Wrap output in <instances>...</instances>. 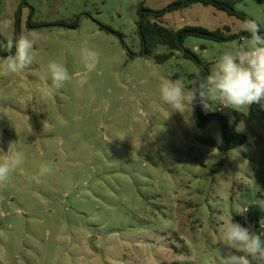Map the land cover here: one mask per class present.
Returning a JSON list of instances; mask_svg holds the SVG:
<instances>
[{"label": "rangeland", "instance_id": "obj_1", "mask_svg": "<svg viewBox=\"0 0 264 264\" xmlns=\"http://www.w3.org/2000/svg\"><path fill=\"white\" fill-rule=\"evenodd\" d=\"M175 1L0 0V21L12 22L0 34L6 42L21 33L38 37L33 63L0 78V157L23 156L0 189V264H221L223 224L241 218L260 233L252 215L257 211L264 223L255 205L264 200L263 116L236 125L248 143L220 166L219 122L200 129L193 106L184 114L160 98L162 82L180 79L188 88L197 66L180 52L164 64L142 52L139 4L160 10ZM200 7L166 19L200 15L210 29H241L242 20L209 7L218 13L211 19ZM237 9L264 29V0H245ZM77 18L76 28L53 26ZM84 41L99 59L80 86L75 74ZM204 42L208 52L197 53L203 60L233 49L194 37L186 47ZM168 52L160 45L154 56ZM13 53L0 47V57ZM51 60L74 75L59 90L48 87ZM237 112L249 116L251 106L226 107L232 125ZM45 164L51 173L30 181L28 174Z\"/></svg>", "mask_w": 264, "mask_h": 264}, {"label": "clouds", "instance_id": "obj_2", "mask_svg": "<svg viewBox=\"0 0 264 264\" xmlns=\"http://www.w3.org/2000/svg\"><path fill=\"white\" fill-rule=\"evenodd\" d=\"M12 27L10 20L0 21V34L7 33ZM261 26L254 19L241 23V31L249 34L242 37V43L225 51L216 61L211 73L203 79L196 78L186 88L180 80H166L159 86L160 98L173 109L185 114V106H192L197 101L203 110L215 111L216 106L245 111L253 104L264 107V36L260 35ZM38 37L35 34L21 33L18 37L9 38L4 45L12 55L0 57V78H8L24 72L34 61V49ZM99 53L84 41L80 48L82 70L75 74L77 83L84 86L90 75L96 70ZM47 74L51 80V89L59 90L74 79L67 67L56 60L47 64ZM3 153V152H0ZM22 153L4 154L0 157V189L7 186L12 173L22 163ZM51 167L41 165L38 174H28L30 181H38L39 177L50 174ZM264 211V200L256 201ZM248 207L242 208L238 214H245ZM221 240L225 251L221 264H252L249 257L264 262V232L259 234L251 226L245 227L231 219L220 227ZM237 252L244 253L242 255Z\"/></svg>", "mask_w": 264, "mask_h": 264}, {"label": "trees", "instance_id": "obj_3", "mask_svg": "<svg viewBox=\"0 0 264 264\" xmlns=\"http://www.w3.org/2000/svg\"><path fill=\"white\" fill-rule=\"evenodd\" d=\"M244 1L245 0H177L166 8L160 10L149 9L145 7L143 2H141L138 8V34L141 38L143 54L147 57H154L155 62L158 64H164L174 58L176 52H180L182 53L184 59L192 61L198 68V72L189 74L187 76V80L191 82L196 78H206L211 73L212 64L203 60L193 50L187 48L186 40L194 37L217 43H228L240 40L242 37L249 36V34L243 31L239 34H233L228 27H223L214 31L200 26H186L182 29H174L164 23V18L173 12L186 9L194 5H202L205 7H214L215 9L225 12L229 16L242 21L253 19L246 13L237 9V5ZM78 21L79 20L77 18L74 22H62L53 26L76 28L78 26ZM102 29L113 32L106 27H102ZM259 34H264L262 26ZM5 42V39L0 35V47L2 50L5 48ZM160 45L168 47L169 52L154 56V50ZM193 109L195 122L198 128L205 129L209 123L215 120H217L220 124L222 141L218 150L224 156L218 163L220 166H223L228 162V156L232 150L242 147L248 143L246 135L239 132L236 125L240 122L252 123L258 113L264 118V109L259 104L251 105V112L249 116L237 112L235 115V125L230 123L227 115L217 112L212 113L204 111L198 101L193 104ZM255 208H258V206H255ZM253 216L255 225L258 229L261 226V221L257 216V211L256 214L254 212L252 217ZM238 223L245 227L249 226L241 218L238 219Z\"/></svg>", "mask_w": 264, "mask_h": 264}, {"label": "crops", "instance_id": "obj_4", "mask_svg": "<svg viewBox=\"0 0 264 264\" xmlns=\"http://www.w3.org/2000/svg\"><path fill=\"white\" fill-rule=\"evenodd\" d=\"M200 10H204V15H207L209 16V18H217L218 17V13H216V11H211V9H209V7H205V6H202L200 5ZM191 8V7H189ZM189 8H186V9H189ZM185 10V9H184ZM217 10V9H216ZM201 16H197V15H194V17L192 19H189V18H186L184 15H180L179 17H175V16H170L166 19H164V23L174 29H182L186 26H200V27H204L208 30H211V31H214V30H217V29H220V28H223V27H228L230 30H231V33L233 34H239L241 33V29L238 30V28H234L232 25L230 24H222L221 26H218L219 28H216V29H210L208 28V26H203L201 24ZM210 27V26H209ZM264 36V34L262 35ZM243 41H242V38L240 40H237V41H233L231 43H221V44H224L225 46H227V48H230V46H232V48H235L236 46H238L239 44H241ZM208 47L209 45H207V43H202L200 46H197L195 45L194 48H193V51L196 52V53H202V54H206L208 52ZM188 48V47H187ZM230 50V49H229ZM178 56H181L179 55V53H175V56L174 57H178ZM218 60V58H214V59H207L206 61L210 62L212 64V66L215 65L216 61Z\"/></svg>", "mask_w": 264, "mask_h": 264}, {"label": "built area", "instance_id": "obj_5", "mask_svg": "<svg viewBox=\"0 0 264 264\" xmlns=\"http://www.w3.org/2000/svg\"><path fill=\"white\" fill-rule=\"evenodd\" d=\"M226 107L223 105H217V113L224 114ZM260 232H264V223L260 226Z\"/></svg>", "mask_w": 264, "mask_h": 264}]
</instances>
